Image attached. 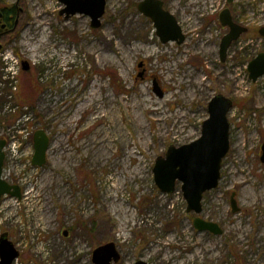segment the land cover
Returning <instances> with one entry per match:
<instances>
[{
  "label": "rangeland",
  "instance_id": "374dc122",
  "mask_svg": "<svg viewBox=\"0 0 264 264\" xmlns=\"http://www.w3.org/2000/svg\"><path fill=\"white\" fill-rule=\"evenodd\" d=\"M141 1L107 0L93 28L88 15H60V0H0L17 7L0 39L4 178L23 193L0 202V236L20 252L13 264H95L93 250L110 241L116 264H264V76L254 82L248 71L264 52V0H163L182 44L160 40ZM226 7L249 31L221 62ZM216 94L234 102L231 147L200 216L222 234L196 230L182 184L162 194L153 173L169 146L200 137ZM39 129L51 138L43 167L32 164Z\"/></svg>",
  "mask_w": 264,
  "mask_h": 264
},
{
  "label": "water",
  "instance_id": "95a60500",
  "mask_svg": "<svg viewBox=\"0 0 264 264\" xmlns=\"http://www.w3.org/2000/svg\"><path fill=\"white\" fill-rule=\"evenodd\" d=\"M65 5L60 15H65L68 20L77 14H85L91 18V26L99 28L106 12L107 0H60ZM235 0H227L229 4ZM138 8L140 12L153 21L157 35L163 43L175 41L182 44L186 36L183 33L177 18L164 8L162 0H142ZM219 20L228 32L222 38L220 44L221 62L227 59L228 51L233 42L248 32V27L234 21L229 7L219 14ZM17 24V21H16ZM7 24L3 21V11L0 10V31H5ZM16 27V25H15ZM13 28V30L15 29ZM259 34L264 37V26L259 29ZM3 45L0 44V50ZM24 70H28V62H24ZM144 62L138 64L139 68ZM249 77L256 82L264 75V52H260L248 65ZM143 72L139 77H143ZM153 90L163 97L165 92L156 80ZM234 102L224 94L214 95L208 103V118L202 123L201 135L190 143L180 146L171 145L164 156H159L153 168L154 180L162 194L171 195L176 191L178 183L187 202V211L196 216L193 226L200 232L222 234L221 226L213 221H208L200 215L203 212V199L206 192L219 186L223 161L231 147L230 127L228 115ZM6 141L0 140V202L4 196L22 198V190L18 185L10 184L3 178L6 159ZM51 139L44 129H39L34 135V155L32 164L43 167L47 163ZM261 160L264 163V143L261 147ZM233 212L240 211L236 200V193L231 195ZM65 230L64 235L68 236ZM20 255L15 244L7 233L0 236V264H13ZM121 260V253L115 242L110 241L99 245L93 250V262L95 264H116ZM135 264H151L144 260H138Z\"/></svg>",
  "mask_w": 264,
  "mask_h": 264
},
{
  "label": "flooded vegetation",
  "instance_id": "af4514ba",
  "mask_svg": "<svg viewBox=\"0 0 264 264\" xmlns=\"http://www.w3.org/2000/svg\"><path fill=\"white\" fill-rule=\"evenodd\" d=\"M162 1H163V0H162ZM163 3H164V1H163ZM16 8H17V7H16ZM164 8L166 9L165 3H164ZM0 10L3 11V21L7 24V27H6L5 31H0V39H1L3 36H5V35H7L8 33L12 32V31H13V28L15 27V25L13 26V28L9 27V26H8V23L5 21V10L2 9V8H0ZM15 24H16V23H15Z\"/></svg>",
  "mask_w": 264,
  "mask_h": 264
},
{
  "label": "trees",
  "instance_id": "16d2710c",
  "mask_svg": "<svg viewBox=\"0 0 264 264\" xmlns=\"http://www.w3.org/2000/svg\"><path fill=\"white\" fill-rule=\"evenodd\" d=\"M13 10H14V12H8L5 10V21L8 23L9 27L15 25V22H14L15 19L11 17V14L16 13V6Z\"/></svg>",
  "mask_w": 264,
  "mask_h": 264
},
{
  "label": "bare ground",
  "instance_id": "6f19581e",
  "mask_svg": "<svg viewBox=\"0 0 264 264\" xmlns=\"http://www.w3.org/2000/svg\"><path fill=\"white\" fill-rule=\"evenodd\" d=\"M111 103H112V102H111ZM122 104H124V105H125V103H124V102H122ZM109 112H110V110L106 112V115H108V114H109Z\"/></svg>",
  "mask_w": 264,
  "mask_h": 264
}]
</instances>
